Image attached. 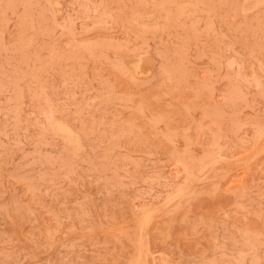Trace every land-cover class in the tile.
<instances>
[{"label": "rangeland", "instance_id": "374dc122", "mask_svg": "<svg viewBox=\"0 0 264 264\" xmlns=\"http://www.w3.org/2000/svg\"><path fill=\"white\" fill-rule=\"evenodd\" d=\"M0 264H264V0H0Z\"/></svg>", "mask_w": 264, "mask_h": 264}]
</instances>
